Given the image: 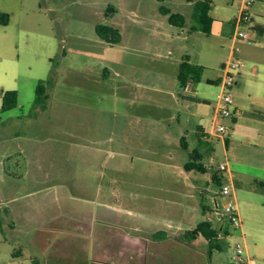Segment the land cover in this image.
Masks as SVG:
<instances>
[{
  "label": "rangeland",
  "instance_id": "obj_1",
  "mask_svg": "<svg viewBox=\"0 0 264 264\" xmlns=\"http://www.w3.org/2000/svg\"><path fill=\"white\" fill-rule=\"evenodd\" d=\"M207 1L215 21L209 34L191 31L188 0H0V13L10 18L8 25H0V108L2 92H17V106L0 113V168L15 174L9 180L0 176L16 184L4 194L0 216L21 204L41 206L40 217V209L29 211L33 223L54 225L57 215L59 264H264V191L246 180L256 190L248 194L228 180L235 162L231 146H225L231 139L245 143L249 132L263 128L264 115L251 106L258 103L255 89L249 98L244 83L233 85L232 115L219 118L227 132L214 129L221 65L238 59L246 71L253 67L232 52L233 45L240 47L235 33L246 31L256 40L261 36L246 25L237 29L242 0ZM161 7L183 15V27L170 24ZM97 25L118 29L120 42L99 38ZM184 56L203 70L200 81L182 88L178 73ZM53 75V92L65 94L74 107L64 118L46 114L48 131L63 132L65 138L74 131L81 139L87 133L102 136L106 144L98 145L101 151L64 149L94 153L100 170L92 177H45L42 183L25 177L22 185L18 177L24 165L10 147V134L22 130L27 120L45 121L36 112V88L43 82L48 90ZM103 93L101 100L95 97ZM87 105L107 109L96 110L90 126L78 114ZM220 165L228 170L220 171ZM214 173L219 185L212 181ZM221 184H230L235 193L238 227L225 216ZM41 187L46 188L35 192ZM207 221L219 229L215 250L202 236L191 243L180 239ZM157 231L167 237L155 239ZM27 237L12 233L3 251L15 253L16 264H35L27 254L43 264L44 250Z\"/></svg>",
  "mask_w": 264,
  "mask_h": 264
},
{
  "label": "crops",
  "instance_id": "obj_2",
  "mask_svg": "<svg viewBox=\"0 0 264 264\" xmlns=\"http://www.w3.org/2000/svg\"><path fill=\"white\" fill-rule=\"evenodd\" d=\"M248 11L251 19L249 29L254 30L255 35L261 36V38L256 40V37L251 38L250 36L251 40L237 42L240 47L239 51L234 54L253 67L251 70L246 71L242 62L243 66L238 75L239 80L236 79L234 85L239 86L244 83L247 87V96L249 98H252L251 90L254 91L255 89L254 97L258 100V103H252L251 106L255 111L264 113V0H255ZM214 23L215 21L213 20L211 29ZM235 23L238 29V24L236 21ZM193 32L202 33L200 31ZM253 39L256 41L251 43L250 41ZM221 66L223 67L224 63ZM53 77V84L44 92L46 96L44 103L35 104L36 112L40 116H44V118L48 114L60 119L72 112L71 104L74 107V103L68 100L65 94L53 92L56 90L52 87L56 82V75H53ZM49 88H52L51 91H49ZM103 95L105 94H96L95 97L101 100ZM237 109V106L233 108L234 111ZM96 110L105 112L107 109L103 106L91 107L87 105L84 111L80 110L78 114H82L83 120L90 126L96 117ZM233 120H235V123L237 122L236 118L232 117V122ZM262 127V129L258 130L259 132H249L245 143L231 139L225 145L226 148L231 146L230 150L235 162V171L232 170V166L231 169H227L228 180L237 184L240 190L246 191L248 194L255 190L254 186H248L250 184L247 183L248 181H253L256 187L258 186L264 191V122ZM50 128L52 129L51 125ZM197 128L199 132L205 134L203 126L198 125ZM48 129L49 123L46 118L45 121L27 120L23 124L22 130L13 131L10 134L13 136L10 139V147L15 149V154L21 158L24 165V172L18 177L22 181V185L25 182V177L36 178L35 182L42 183V179L45 177H61L62 175L69 177H92L98 174L100 167L95 162V157L97 156L94 153L84 154L72 149L65 153L64 149L65 146H77V148L91 151H101L102 148L99 146L106 144V139L100 135L93 136L92 133H87L90 136L84 135L81 139L80 134H77L79 133L78 131L69 132L67 134L68 137L65 138L63 132H58V130L57 132L55 130L49 132ZM6 171L7 169L3 166L0 168V175L3 174L7 179L15 176L9 170ZM3 176H0V209L4 206V194L11 193L10 190L16 186L13 182L8 181L9 179L5 180ZM246 180L247 182H245ZM30 181L33 182V180ZM45 188H38L35 192L43 191ZM35 209H40L41 213H37L39 217L44 213L41 206L35 205L33 207L30 204L25 206L21 204L18 207L14 206L8 208L6 211L4 210L5 218L1 219L0 216V264L17 263L18 259L15 257L17 256L15 253L9 254L8 251L7 253L3 251V245L6 246L7 243H11L12 233L16 232L30 235V237H27V240L35 241L37 246L44 250L43 264H59V252L61 251L59 247L61 245L58 240V232H61V230L57 226V215L53 219L54 223H56L54 225L53 221L49 226V224L44 223V220L43 223L41 221L37 222V220L33 223L31 219L32 213L29 211L32 212ZM53 232H55L56 236L55 238H50V233ZM46 240L52 242L51 246H47ZM51 248H53V251H51ZM4 252L5 254L2 255ZM18 256L23 258V253ZM27 257L35 264H39V260L34 255L27 254Z\"/></svg>",
  "mask_w": 264,
  "mask_h": 264
},
{
  "label": "trees",
  "instance_id": "obj_3",
  "mask_svg": "<svg viewBox=\"0 0 264 264\" xmlns=\"http://www.w3.org/2000/svg\"><path fill=\"white\" fill-rule=\"evenodd\" d=\"M159 3L164 0H156ZM192 4V15H191V30L192 31H200L203 34L211 33V26L213 23V18L210 15L211 5L207 0H188ZM161 11L163 14L169 15V22L173 26L183 27L185 23L184 16L178 13L171 14L167 8L161 7ZM9 15L7 13H0V25L6 26L9 24ZM95 32L99 38L110 43L116 44L120 42L121 36L118 29L105 26V25H97L95 27ZM203 67L200 65H195L190 63L189 57L184 56V60L181 61L179 66L178 73V82L182 88H185L189 82H198L200 81ZM54 82V77L52 76L46 84L50 87ZM46 86L43 82H40L36 88V104H42L45 101V89ZM17 106V92L14 90L4 91L2 92L1 97V108L0 113L10 111ZM260 114L261 112H258ZM235 123V120H233ZM228 141H225V145H227ZM189 167L202 169V166L199 164L189 163ZM213 183L219 185L220 179L217 173L212 175ZM218 234L219 229L213 227L212 222L207 221L197 225L193 230L186 231L180 234V239L184 242L191 243L196 240L199 236H202L209 244V248L211 250H215L218 247ZM153 237L156 239H164L167 237L166 232L157 231L154 233Z\"/></svg>",
  "mask_w": 264,
  "mask_h": 264
},
{
  "label": "built area",
  "instance_id": "obj_4",
  "mask_svg": "<svg viewBox=\"0 0 264 264\" xmlns=\"http://www.w3.org/2000/svg\"><path fill=\"white\" fill-rule=\"evenodd\" d=\"M255 0H242L239 9V18L237 20L238 27L240 25H246L248 27L251 26V19L249 14V8L252 6ZM234 41H248L250 39V34L246 31H237L234 35ZM232 52H237L238 47L236 45L232 46ZM243 63L238 59H232V61H228L223 67L224 79L222 82V90L216 96L218 107L216 109V114L214 118V129L218 134L223 135L227 132V128L221 124L220 117L229 118L232 115V104L233 98L230 93L231 88L235 84V80L239 75V71ZM227 166L220 165V171H227ZM219 195L226 200L223 208L224 213L232 226L238 227L241 225V219L238 214L237 204L234 198V191L230 184H221L218 190ZM217 205V203H216ZM242 248L237 245L236 253L239 258L240 263H244L245 261L240 257L242 254Z\"/></svg>",
  "mask_w": 264,
  "mask_h": 264
}]
</instances>
